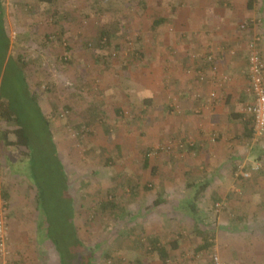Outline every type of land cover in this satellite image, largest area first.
<instances>
[{
  "label": "rangeland",
  "instance_id": "374dc122",
  "mask_svg": "<svg viewBox=\"0 0 264 264\" xmlns=\"http://www.w3.org/2000/svg\"><path fill=\"white\" fill-rule=\"evenodd\" d=\"M100 1L104 11L98 14L91 0H69V22L61 26L49 12V4L0 0V101L10 106L15 118L8 124L0 116V134L6 127L20 128L22 141L29 143L28 149L23 144L6 148L0 140V196L4 198V189L13 194L5 209L0 207L8 227L4 260L86 264L84 255L93 253L91 264H214L213 255L219 254L227 264H264V189H260L264 184L257 181L262 166L254 169L252 161L236 169L249 171V177L236 175L235 170L225 177L230 179V195L205 200L206 205L199 207L208 248H198L199 241L206 239H191L188 230L158 235L164 245L173 239L180 245L169 249V260L164 262L148 244L153 236L141 223V207L147 199L140 205L135 202L131 213L126 207L130 195L207 178L202 172L197 177L182 173L180 161L189 155L193 137L182 141L184 147L173 135L157 137V102L144 122L153 127L150 135L141 136L142 129L131 122L141 116L142 108L147 109L142 102L144 90L151 95L157 91L162 79L159 54L174 32L172 22L160 31L152 23L167 5L188 6L189 0ZM254 9L258 16L253 22L238 24L243 31L240 37L250 33L249 38L255 34L263 38L264 0L256 2ZM110 26L115 35L105 46L99 30ZM119 105L116 123L105 124L99 118L102 109L114 115L110 110ZM8 137L11 142L18 139L16 132ZM165 141L175 143L170 152L148 154ZM132 185H138L133 192ZM34 190L38 205H34ZM169 208L161 205L158 210L165 214L162 224L173 229L174 222H167ZM35 214L43 219L38 232L31 227Z\"/></svg>",
  "mask_w": 264,
  "mask_h": 264
},
{
  "label": "crops",
  "instance_id": "0c3cea01",
  "mask_svg": "<svg viewBox=\"0 0 264 264\" xmlns=\"http://www.w3.org/2000/svg\"><path fill=\"white\" fill-rule=\"evenodd\" d=\"M37 1L49 4V12L57 19L58 25L63 26L64 21L69 22V0ZM258 1L261 2L262 0H254V5ZM248 4L249 0L245 4L244 0H241V3L240 0H189L188 6L167 5L169 8L166 9L167 6L164 8L165 13L155 19L161 20L157 25L159 26L158 31L167 30L166 23L172 22L174 32L164 43L163 51L159 54V58H162V68L158 69V77H162V79L158 81L157 91L151 95L149 90H144V92V88H142L141 92H144L142 102L147 109L142 108L141 116L136 115V119L131 120V122L134 123L135 128L142 129L139 130L141 136L145 134L146 137V133L147 136L150 135L153 127L151 128L149 123L145 124L144 122H146V118L147 120L151 118L155 108L153 104L157 102V118H155L157 119V121L155 120L157 137L168 138V136L173 135L179 141L186 143L188 136L193 137L189 155L180 161L183 168L182 173L184 176L197 177L202 172V175L207 178L202 181L190 180L187 182L186 180L181 185L163 184L159 189L153 190V193L138 191L134 195H130L126 207L131 209V213H134L135 202L140 205L147 199L146 205L141 207V223L148 235L157 237L158 235H169L175 232H187L188 230L191 232L189 238L194 239L197 236L198 240L200 238L206 239L207 226L203 224V221H201L200 227L195 226L193 217L187 214L184 209L187 203L192 201L197 184L203 181H210V184L198 200L199 207L206 205L205 200L217 198L219 201L220 197L224 198L225 195H228L230 190L228 191L229 186L227 187V184L230 185V183L227 182L230 179L225 177H229L242 162L245 164V161H252L254 168L258 166L257 169L262 166L261 170L257 171L259 177L257 181L262 185L264 184V137L257 141L252 138H243V133L247 132L245 120L249 118L250 114L242 112V107L252 99L249 93L248 50L246 45L251 35L250 33L243 34L240 37V33L242 34L243 31L239 29L238 24L253 22L258 16L256 12L254 14V7L249 8ZM94 12L101 14L96 9ZM154 21L152 25L157 27ZM110 27L114 31L115 28ZM260 31L263 32L260 46L264 54V30L260 29ZM52 45L53 43L50 46ZM232 50H235V53H232ZM210 52L215 54L221 72L226 74L228 79L223 87L217 88V96L214 101L206 105L205 99L208 97L209 91L212 88L215 89V85L204 84L200 81L199 71L208 68L204 57L206 53ZM144 72L147 78L148 71L144 70ZM126 91V97L130 98L128 96L130 91ZM197 93L202 96L197 98ZM119 107L120 105L110 110L114 112V115H110L102 109L99 118L105 124L116 123ZM144 113L145 118L143 117ZM174 156L177 157V155ZM195 158L196 162L202 163L199 167L203 168V171H200L198 164L192 160ZM186 160H188L186 162L187 167L183 162ZM146 166H151L150 162ZM134 186L138 188V185H132V192L133 189L135 191ZM260 189L262 190L264 187ZM7 192L9 193V200H12V191L9 189ZM34 192V205H38V192L36 190ZM158 198H162V202L157 205L155 201ZM161 205L170 207L171 214H169L170 218L167 222H174L173 229L162 224L160 219L164 213L161 214V210H158ZM179 211L182 212L181 215L184 214L183 216L188 217L176 213ZM39 217L38 214L31 216V227L35 226L34 232L40 230L39 220L43 219H39ZM133 220L134 215L131 216L130 221ZM11 222L16 225L13 220ZM22 231L24 230L21 227L19 232ZM199 243V246L204 244L201 240ZM179 247L180 245H178ZM227 257L229 260H233L231 256Z\"/></svg>",
  "mask_w": 264,
  "mask_h": 264
},
{
  "label": "built area",
  "instance_id": "2783aa9c",
  "mask_svg": "<svg viewBox=\"0 0 264 264\" xmlns=\"http://www.w3.org/2000/svg\"><path fill=\"white\" fill-rule=\"evenodd\" d=\"M260 21V19H259ZM246 27L245 24H242V28ZM261 37L259 34H255L250 37L247 41V50H248V75H249V93L252 96V99L246 102L242 107V112L252 114L254 116V129H253V140H259L264 137V54L260 46ZM235 53V50L231 51ZM206 62L208 63V69L205 71L201 69L199 71V79L204 82V84L215 85V89L212 88L209 91L208 97L205 99V104H210L217 96V88H221L225 85L228 76L222 73L219 70L218 60L213 52L208 53L206 56ZM202 96L200 93L196 94V97L199 98ZM175 146V143L172 141H165L161 144H158L151 153L157 154L160 152H170ZM181 147H184L182 141H180ZM240 167V166H239ZM254 168V167H253ZM256 166L254 169H257ZM236 175L242 177H249L250 172L240 169L236 172ZM7 201L0 196V207H4ZM221 206L220 203H217V207ZM8 240V227L4 221V216L0 212V264H8L4 260L3 255H5V246ZM214 264H227V262L219 255H213Z\"/></svg>",
  "mask_w": 264,
  "mask_h": 264
},
{
  "label": "trees",
  "instance_id": "16d2710c",
  "mask_svg": "<svg viewBox=\"0 0 264 264\" xmlns=\"http://www.w3.org/2000/svg\"><path fill=\"white\" fill-rule=\"evenodd\" d=\"M44 1V0H42ZM92 1V6L96 9V11H99V12H102L104 11V9H102V6L100 4V0H91ZM255 5H254V0H249V4H248V7L249 8H253ZM155 23V26H157L161 20H155L154 21ZM115 35V32H113V29L111 27H108V28H104L102 27L100 30H99V40H101L103 42V39L105 38L106 40V44H104L105 46L108 44H110V41H111V38L112 36ZM68 63V61H67ZM9 105L7 104H4L3 102L0 101V116L1 118H3L5 120L6 118V122L8 123L9 122H12L15 118H14V111L12 109H9ZM8 111H10V113H8ZM48 121V120H47ZM245 126H246V131L247 132H244L243 133V138H252L253 136V129H254V116L252 114L249 115V118H247L245 120ZM9 124V123H8ZM13 132H16L17 135H18V139L17 141H14V142H11L9 140V134L10 133H13ZM22 129L20 128H15V129H10L9 127H6L5 129H3L1 131V134H0V140L2 141V145L3 147L6 146H11V145H14V144H23L24 146L29 147V143L27 142H24L22 141ZM120 148H118L119 150ZM26 155L29 154V150H27V152H24ZM148 159L146 158L145 160V163L148 164ZM237 169V167H236ZM236 169H235V172H236ZM236 174V173H235ZM210 184V181H203V182H200L197 184V188H196V191L193 195V198H192V201L191 202H188L187 203V206L186 208L184 209L185 212L187 214H189L191 217H193L194 219V224L195 226L197 227H200L201 225V221H202V218L200 216V209H199V204H198V200L202 197L203 195V192L204 190L209 186ZM2 196L4 197V199L7 201V199L9 200V193L6 191V189H4L3 191V194ZM214 200H217V198H214ZM162 202V198H158L155 203L158 205V204H161ZM108 206L105 204L103 208H107ZM204 244L202 246H199V248L201 249H204V248H208L209 247V244L207 242V239L204 240L203 242ZM148 244H151L152 248L154 250H156L161 259L164 261V262H168L169 260V257H170V252H169V249H177L178 248V240L176 239H173L169 242V245H164L162 242H161V239L158 237H152L150 239H148ZM83 250L85 251V247L82 246ZM83 251V253H84ZM93 257V253H86L84 255V260H85V263L86 264H91V259Z\"/></svg>",
  "mask_w": 264,
  "mask_h": 264
}]
</instances>
